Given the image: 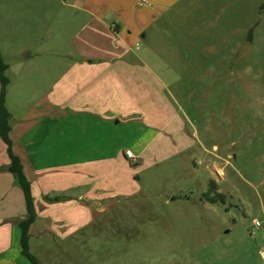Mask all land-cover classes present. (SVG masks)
<instances>
[{
    "label": "rangeland",
    "instance_id": "1",
    "mask_svg": "<svg viewBox=\"0 0 264 264\" xmlns=\"http://www.w3.org/2000/svg\"><path fill=\"white\" fill-rule=\"evenodd\" d=\"M263 4L181 0L160 13L162 51L173 56L159 58L174 70L170 90L189 119L185 135L141 168L133 196L42 264H264ZM154 31L142 47L154 46ZM56 33L61 48L28 62L19 47L37 53V41L0 40L9 66L6 106L16 121L57 80L40 63L61 62L58 55L72 49L73 26ZM217 193L224 202L205 197Z\"/></svg>",
    "mask_w": 264,
    "mask_h": 264
},
{
    "label": "crops",
    "instance_id": "2",
    "mask_svg": "<svg viewBox=\"0 0 264 264\" xmlns=\"http://www.w3.org/2000/svg\"><path fill=\"white\" fill-rule=\"evenodd\" d=\"M179 1L0 0L3 45L24 39L41 45L37 53L19 47L23 61L61 48L56 32L74 30L72 49L58 55L63 60L39 65L56 71L57 80L20 121H11L13 153L32 187L37 218L29 247L40 264L133 196L141 168L159 162L185 135L190 122L170 90L174 70L159 58L173 55L163 53L167 34L157 27L160 13ZM150 28L155 44L142 47ZM9 164L0 137V264H29L18 228L25 199Z\"/></svg>",
    "mask_w": 264,
    "mask_h": 264
},
{
    "label": "trees",
    "instance_id": "3",
    "mask_svg": "<svg viewBox=\"0 0 264 264\" xmlns=\"http://www.w3.org/2000/svg\"><path fill=\"white\" fill-rule=\"evenodd\" d=\"M261 10H264V4L262 5ZM7 69L8 65L5 63L0 53V137L7 147V154L10 160L9 171L15 178L17 184L21 187L25 199L26 215L25 218L20 220L18 223V228L20 230L21 255L28 261L29 264H40L38 258L30 252L29 247L30 228L37 218L32 195V187L31 183L25 176L21 160L13 153V144L10 139V132L12 130V114L6 106L7 87L9 85V79L6 76ZM213 188H215L214 184ZM205 197L212 204L219 201H225V197L218 193L213 197H210L209 194H205Z\"/></svg>",
    "mask_w": 264,
    "mask_h": 264
},
{
    "label": "built area",
    "instance_id": "4",
    "mask_svg": "<svg viewBox=\"0 0 264 264\" xmlns=\"http://www.w3.org/2000/svg\"><path fill=\"white\" fill-rule=\"evenodd\" d=\"M126 157H127L128 159H130V160H134V159H135L133 153L130 152V151H127V152H126ZM255 226H256V227H260L261 224H260L259 222H256V223H255ZM260 256H261L262 259H264V248L260 251Z\"/></svg>",
    "mask_w": 264,
    "mask_h": 264
}]
</instances>
